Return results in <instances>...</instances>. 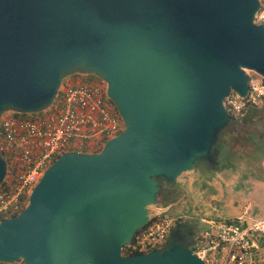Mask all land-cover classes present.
<instances>
[{
    "label": "water",
    "instance_id": "water-1",
    "mask_svg": "<svg viewBox=\"0 0 264 264\" xmlns=\"http://www.w3.org/2000/svg\"><path fill=\"white\" fill-rule=\"evenodd\" d=\"M258 0H0V116L50 106L63 78L105 85L122 129L99 150H66L15 215L0 220V263L204 264L174 225L123 255L154 215L159 181L212 162L230 121L224 99L264 80ZM6 163L0 155V182Z\"/></svg>",
    "mask_w": 264,
    "mask_h": 264
},
{
    "label": "built area",
    "instance_id": "built-area-1",
    "mask_svg": "<svg viewBox=\"0 0 264 264\" xmlns=\"http://www.w3.org/2000/svg\"><path fill=\"white\" fill-rule=\"evenodd\" d=\"M258 3L254 22L264 25V0ZM224 100L225 108L234 117L242 116L247 108H264V80L248 78L244 96L230 91ZM46 109L35 118L14 116L9 111L0 116V155L6 163L5 186L0 187V220L24 207L30 189L60 153L70 147H101L122 129L103 82L68 85ZM154 216L157 217L134 233L136 248L162 245L173 225L180 221L176 215ZM254 234L264 235V215L246 223L213 219L196 230L191 250L204 264H256L251 239Z\"/></svg>",
    "mask_w": 264,
    "mask_h": 264
},
{
    "label": "crops",
    "instance_id": "crops-1",
    "mask_svg": "<svg viewBox=\"0 0 264 264\" xmlns=\"http://www.w3.org/2000/svg\"><path fill=\"white\" fill-rule=\"evenodd\" d=\"M248 114L252 117L246 124L241 121L244 114L239 123L258 133L260 148L235 150L223 156L217 168L196 172L168 187L173 194L164 199L166 214L179 216V223L193 224L195 230L213 219L246 223L264 215V108ZM251 239L256 264H264V235L254 234Z\"/></svg>",
    "mask_w": 264,
    "mask_h": 264
},
{
    "label": "rangeland",
    "instance_id": "rangeland-1",
    "mask_svg": "<svg viewBox=\"0 0 264 264\" xmlns=\"http://www.w3.org/2000/svg\"><path fill=\"white\" fill-rule=\"evenodd\" d=\"M247 74H248V77L250 78V80H258L260 78L258 75H256L255 73H253L251 71H247ZM77 76L78 75H76L74 77H77ZM62 80L63 81H61V84L58 88V91L66 88V86H68V85L79 84V81H80V79H78V80L71 79V76H67V77L63 78ZM255 109H263V108L261 106H258L257 108H247L244 111L243 119L241 118L242 124H246V122H247L246 119H249L250 117H252L251 116L252 114H248V113L254 112ZM44 111L39 112L40 114H38L37 116L42 115ZM28 118H31V117H28ZM33 118H35V117H33ZM224 131H225L224 138L221 139V141H219L221 143L219 154H221L222 157L224 156V158L226 156H228V154H230V153H235V150H241L243 152H246L247 149L253 150V149L260 148L259 144H261V143L257 142V135H255L258 133H254L253 131H248L247 127L242 126L240 123L234 122L233 124L229 125ZM89 148H91V147H89ZM195 173L196 172L191 173V174L189 173L188 175L192 176ZM188 177L183 176V177H181V179L186 180ZM163 191H161V193L159 194V198H158V205L160 207L161 206L165 207L167 205V203L163 197L164 196Z\"/></svg>",
    "mask_w": 264,
    "mask_h": 264
},
{
    "label": "trees",
    "instance_id": "trees-1",
    "mask_svg": "<svg viewBox=\"0 0 264 264\" xmlns=\"http://www.w3.org/2000/svg\"><path fill=\"white\" fill-rule=\"evenodd\" d=\"M76 75H78L77 77H74V76H76ZM71 76V79H74V80H78V79H80V81H79V83H82V82H92V81H94L91 77H94L93 75H89V74H86V75H81V74H73V75H70ZM63 81V80H62ZM59 93H60V90L57 92V94H56V97L59 95ZM108 100V99H107ZM108 102H109V105H110V107L113 109V111L114 112H116V110H115V108H114V106L111 104V102L108 100ZM224 102H225V100H224ZM223 102V103H224ZM14 116H20V117H31V118H33V117H36L38 114H40V113H37V114H19V113H12ZM229 115H230V123H233V122H237V121H239V117H234L233 115H231L230 113H229ZM224 135H225V131L224 130H221L220 131V133H219V135H218V137L219 138H221V139H223L224 138ZM220 139V140H221ZM219 140V141H220ZM99 147H95V148H89V147H82L81 149H76V148H73V147H70L69 148V150H79V151H83V152H94V151H97V149H98ZM99 150V149H98ZM162 181H159V184H160V186H161V189H160V192H159V194L161 193V191L163 190V189H165V188H163V185H162ZM3 186H5L4 185V181L2 180L1 182H0V187H3ZM164 192V199H165V197L166 196H168V190H166V191H163ZM174 196V195H173ZM164 214H166L165 212L164 213H160V215H164ZM157 216H153V217H151L149 220H148V224H149V222H151L154 218H156ZM137 231V230H136ZM135 231V232H136ZM134 235H133V237H132V239H131V241L129 242V243H127V244H125V245H123L122 247H121V253L123 254V255H126V256H129V255H133V254H138V253H144V252H147V251H150V250H152V249H155V248H158V247H160V246H157V247H155V248H152V249H145V250H143V249H139V248H136L135 246H134ZM15 262H17V263H20V264H22V262H21V260H16ZM1 264V263H0Z\"/></svg>",
    "mask_w": 264,
    "mask_h": 264
},
{
    "label": "flooded vegetation",
    "instance_id": "flooded-vegetation-1",
    "mask_svg": "<svg viewBox=\"0 0 264 264\" xmlns=\"http://www.w3.org/2000/svg\"><path fill=\"white\" fill-rule=\"evenodd\" d=\"M91 78L94 81L102 84V81L99 80L97 77H91ZM262 118H264V116ZM233 123L229 122L223 130H225L229 125H231ZM237 123H239V122L237 121ZM220 139L221 138L218 137V140H217L216 144L214 145V147L212 149V162L211 163H205V162L201 163L202 166H203V169H204L203 171H208V170H211V169H214V168H217L218 166H220V162L223 159L221 154H219L220 153V144H221L219 142ZM162 185H163V188H165L163 190L166 191V190H168L167 188L170 187L173 184H166V183L163 182ZM160 189H161V186H160ZM172 194L173 193L169 192V190H168V195H172ZM158 198H159V194H158ZM174 225H178L177 226V230H178V233H179L178 235H179L180 241L184 242V243H188V244H190V247H192L193 239H194V236H195V233H196L195 226L193 224L179 223V221L177 223H175Z\"/></svg>",
    "mask_w": 264,
    "mask_h": 264
},
{
    "label": "clouds",
    "instance_id": "clouds-1",
    "mask_svg": "<svg viewBox=\"0 0 264 264\" xmlns=\"http://www.w3.org/2000/svg\"><path fill=\"white\" fill-rule=\"evenodd\" d=\"M95 77V76H94Z\"/></svg>",
    "mask_w": 264,
    "mask_h": 264
}]
</instances>
